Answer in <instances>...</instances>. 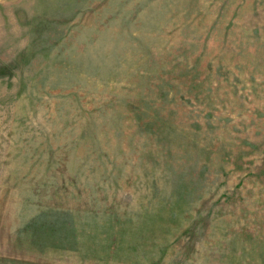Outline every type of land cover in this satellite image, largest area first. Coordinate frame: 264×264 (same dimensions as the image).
<instances>
[{"label":"rangeland","instance_id":"1","mask_svg":"<svg viewBox=\"0 0 264 264\" xmlns=\"http://www.w3.org/2000/svg\"><path fill=\"white\" fill-rule=\"evenodd\" d=\"M0 264H264V0H0Z\"/></svg>","mask_w":264,"mask_h":264}]
</instances>
